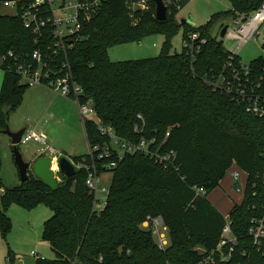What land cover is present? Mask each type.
<instances>
[{
  "label": "trees",
  "instance_id": "trees-1",
  "mask_svg": "<svg viewBox=\"0 0 264 264\" xmlns=\"http://www.w3.org/2000/svg\"><path fill=\"white\" fill-rule=\"evenodd\" d=\"M4 1L0 0V9ZM227 1L235 12L244 15L264 3ZM146 2L147 9L131 11L126 0H101L69 62L75 80L103 124L130 143L155 138L157 147L175 154L174 166L164 170L142 154H125L111 171L106 206L99 215L91 213L92 197L84 169L71 178L59 174L56 191L27 172L26 182L0 193V235L5 238L11 230L6 214L9 206L25 210L47 207L51 216L43 224L42 239L54 258L36 259L35 264H194L199 258L196 248H214L225 223L224 216L209 203L208 195L231 167L250 176L264 174V119L247 114L243 106L213 92L201 80L210 70L221 69L228 59L212 30L232 14H214L206 25L195 29L176 18L177 6L180 10L186 1L180 4L171 0L163 22L154 17L153 0ZM178 30H182V38L196 33L206 40L192 72L182 51L171 53L170 40ZM152 33L165 38L158 57L123 62L108 58V49L140 42ZM33 40L19 17L0 13V68L4 72L0 133L7 127L8 113L20 105L28 88L21 83L13 60L6 56L12 52L25 59L38 49ZM250 65L264 77V55ZM82 128L86 142L102 143L92 123L86 122ZM85 155L72 160L79 162ZM195 189L205 194L197 196ZM252 193L246 189L241 202L228 213L232 231L244 245H248L245 234L253 216L251 207L260 202ZM148 216L161 217L168 228L169 245L164 251L142 228ZM7 257L12 264L11 252ZM248 264H264V259L253 252Z\"/></svg>",
  "mask_w": 264,
  "mask_h": 264
},
{
  "label": "built area",
  "instance_id": "built-area-1",
  "mask_svg": "<svg viewBox=\"0 0 264 264\" xmlns=\"http://www.w3.org/2000/svg\"><path fill=\"white\" fill-rule=\"evenodd\" d=\"M181 1L177 0L178 3ZM126 2L131 11L137 8L147 9L146 0ZM100 3L101 0H7L2 3L5 9L11 10L10 15L19 17L23 27L34 36V45L38 46V49L23 60L15 57L12 52H8L6 56L13 60L21 83L28 87L43 85L59 97L72 101L76 105L82 127L86 122L92 123L103 139L101 144L90 145L86 142L88 152L79 162L69 160L75 171L84 169L87 173L85 184L92 197L91 213L96 215L104 210L109 193V187L100 185L101 175L116 169L125 154H142L164 170L173 168L175 161V154L162 151L161 146L157 147L155 138L142 139L136 143L120 139L111 127L101 122L91 100L73 76L69 55L74 46L84 38L86 26L95 17ZM177 9L179 11L178 6ZM228 11L232 17L227 22L232 24V28L229 24L224 25L226 30L223 37L233 41V47L227 48L221 42L228 59L221 69L210 70L201 80L213 92L243 106L247 114L264 119V77L258 75L250 63L244 65L237 57V52L243 45L260 35L264 55V3L248 15L239 14L231 7ZM205 44L206 40L196 33L182 38L181 51L189 60L191 72L201 47ZM191 77L196 78L194 74ZM135 131L138 132L136 127ZM45 141L44 135L25 130L20 144H44ZM59 159L55 156L49 159L51 165H56L55 175L60 174ZM231 169V178L240 202L246 189L252 190V196H257L260 200L256 206L251 207L253 216L248 221L245 234L248 245H244L234 235L232 221L227 215L216 246L209 251L196 248L199 258L194 264H248L253 252L264 259V174L250 176L235 167ZM195 192L197 196L205 194L201 189H195ZM142 228L151 233L159 250L164 251L168 247V228L161 217H146ZM30 255L35 259L42 258L33 251ZM5 264H11L10 260Z\"/></svg>",
  "mask_w": 264,
  "mask_h": 264
},
{
  "label": "rangeland",
  "instance_id": "rangeland-1",
  "mask_svg": "<svg viewBox=\"0 0 264 264\" xmlns=\"http://www.w3.org/2000/svg\"><path fill=\"white\" fill-rule=\"evenodd\" d=\"M163 1L166 7L171 4V0ZM184 2L182 0L180 4ZM229 8L227 0H193L183 4L176 18L179 21L189 20L191 27L198 29L206 25L214 14L226 12ZM0 13L11 14L12 12L1 8ZM226 24L232 28V24L227 20L217 22L212 30V36L227 48H231L233 41L220 36L221 26ZM164 41L165 38L161 33H152L140 42L114 46L108 49L107 55L112 62L153 59L160 55ZM170 43L171 53L181 51L182 30L177 31ZM262 56L261 35L248 41L237 52L239 61L244 65H248ZM3 73V69L0 68V80H2ZM7 127L11 132L25 129L45 136L44 144L28 142L18 145L23 160L30 164L39 155L48 159L55 156L72 160V158L84 156L88 152L76 105L70 100L59 97L43 85H35L26 89L20 105L8 113ZM3 140L6 141L4 146ZM52 169L56 171V165L52 164ZM231 171L232 169H229L219 186L207 197L209 203L224 217L228 215L234 204L240 203V196L236 193ZM55 177L60 179L58 173ZM111 180L112 173L106 172L101 175L100 185L109 187ZM0 182L2 185L0 193L3 189L13 188L20 184L10 139L2 133H0ZM6 214L11 221V230L5 238L0 235V264L7 262L8 252H11L14 257L12 264H35L36 259L30 255L32 251L42 258H54L49 246L42 239L43 224L51 216L47 207L41 205L32 210H25L11 205Z\"/></svg>",
  "mask_w": 264,
  "mask_h": 264
},
{
  "label": "water",
  "instance_id": "water-1",
  "mask_svg": "<svg viewBox=\"0 0 264 264\" xmlns=\"http://www.w3.org/2000/svg\"><path fill=\"white\" fill-rule=\"evenodd\" d=\"M155 4V19L156 21L163 22L167 18V7L164 5L163 0H153ZM181 23H190L189 20H181ZM226 30V26L221 29L220 36L223 37ZM25 132V129H21L18 132L9 131L8 127L5 128L1 133L7 135L10 139V144L12 148L14 163L18 169L20 183L26 182L28 180V171L42 183L47 186L50 190L56 191L58 188V183L55 178V172L52 169L51 161L47 157H39L32 164L27 163L23 160L19 150L18 145L20 144L21 136ZM59 173L65 178L74 177L76 171L71 164V162L65 158L61 157L58 160Z\"/></svg>",
  "mask_w": 264,
  "mask_h": 264
},
{
  "label": "crops",
  "instance_id": "crops-1",
  "mask_svg": "<svg viewBox=\"0 0 264 264\" xmlns=\"http://www.w3.org/2000/svg\"><path fill=\"white\" fill-rule=\"evenodd\" d=\"M1 82H2V80H0V86H1ZM67 100H68V99H67ZM42 135H43V134H42ZM2 142H4V143H3V146H4V144H5L6 141L3 140ZM39 157H40V156H39ZM39 157H38V158H39ZM38 158H36V159H38ZM36 159L32 160V162H34ZM0 183H1V182H0Z\"/></svg>",
  "mask_w": 264,
  "mask_h": 264
}]
</instances>
